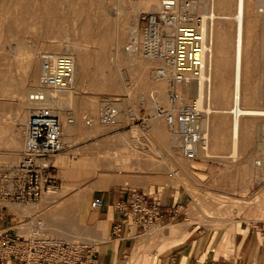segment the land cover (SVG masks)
I'll return each mask as SVG.
<instances>
[{
    "label": "rangeland",
    "instance_id": "1",
    "mask_svg": "<svg viewBox=\"0 0 264 264\" xmlns=\"http://www.w3.org/2000/svg\"><path fill=\"white\" fill-rule=\"evenodd\" d=\"M245 2L248 18L245 22L246 45L243 56L242 81L243 87L248 88V91L253 95L251 101L248 100L246 103L261 106L264 104V54L261 47L264 42V20L260 19L257 14L260 0H245ZM117 6H120L125 12L121 15L120 39L116 30L115 8ZM136 6V0H12L9 8L8 0H0V33L5 35L7 26L10 25V31L7 32L8 40L6 42L0 40V108H4V113H0V159L3 156L18 154L17 161L13 166L9 167V164L6 168L5 161L1 160L0 172L17 165L24 147L25 136H22L20 146L16 148L14 146L15 123L13 119L15 118L14 106L22 101L20 96L27 84L24 73L25 57H31V54L36 50L44 51L50 39L64 41L65 38H69L80 47L83 57L87 59L88 72L80 82L81 99L76 103L75 110L82 111L84 104L88 105L91 102L96 103L100 110L104 101H109V105H111L110 101L113 100L123 101L127 108L137 110V116H131L128 123L117 127L105 130V127L99 123L89 134L83 135V139L82 137L81 140L78 138L79 147L90 146L93 155L110 156L112 160H116V154H126L127 151L122 149V146L112 149L113 146L108 145L107 142L115 141L116 134L127 133L133 127L141 130L155 118L150 110L154 102L153 97L150 96L152 89L148 86L147 81L145 82V78L141 79L140 71L131 63L126 62L122 55L118 56L119 58H116L115 55L118 46L121 50L127 44L128 31L132 27L134 19L138 20L141 12L150 11L139 8L134 12L133 8ZM214 7L217 13L233 14L235 0H215ZM8 9L12 14L10 23L4 16ZM255 16L257 17L255 18ZM218 24L220 23L216 20L213 22L214 30L217 29ZM224 25L229 45L222 55L225 57V63L223 64V78L220 81L225 86L226 100L219 103L218 106L221 107L230 105L234 53V23L232 20H228L224 22ZM138 33L140 36L139 28ZM214 40L213 36V47ZM154 67L151 68L152 71ZM137 71L139 72L137 73ZM184 101H192L189 94L185 96ZM156 103L166 105L165 99L157 100ZM84 116L88 119L89 112L81 115V117ZM159 120L160 127L167 132L166 124L162 119ZM230 120L229 116L226 117V121L220 127V136L217 141L211 140L210 142L209 155H212V158L207 159L200 154L197 160L191 161L196 167L192 172H189V175L180 176L179 174L178 180L174 179L171 184L167 185L150 183L144 186L129 182L117 184L111 189L100 190L121 191L125 188H136L156 192L161 195L162 200L171 199L178 208L179 214L169 224L189 218L191 212L189 208H191L192 202L194 203L193 209L197 208L196 210L199 209L200 212L198 216L196 214L193 217L196 220L191 221L192 224L188 226L185 238L178 242L165 238V236H145L154 227L152 226L134 241L133 251L137 242L148 236L152 237L150 240L152 246L146 248L144 255L140 253L137 256L123 257L121 260L124 262L120 264H159L160 261L170 264L173 262L174 264H192L195 261L202 263L211 260L217 261L219 264H264L258 247L260 236L258 234V238L255 237L256 232L261 234L264 230V218H258L261 211L264 217V206L262 205L263 208L258 207L254 201H244L246 197L254 193H264V172H259L257 177L255 171L251 173L249 169L250 159L264 160V131L257 121L246 122L243 144L241 142L243 150L235 156H231ZM138 136L141 140L149 142L153 148L159 149L161 155L167 153L162 138L158 135L141 130ZM102 143L104 144L102 145ZM258 147H260V151H257ZM66 148L68 149V147ZM13 151L16 152L13 153ZM113 153H115V157L112 158ZM78 159V156L66 152L59 153L50 159V165L53 167L50 175L56 188L53 191L45 192L37 202L10 204L13 206H9V203L4 204L2 212H8L13 218L11 219L12 227L18 228L19 236L28 237L25 228L38 220L42 221V218L35 212L42 203V199L45 196H50L47 195L49 192L59 195L64 190L67 192L78 189L85 180L87 182L88 179L93 178L94 174H86L69 179L64 176V165L55 164L56 160H63L62 162H66L68 165ZM184 160L189 162L187 159ZM117 164L119 165V163ZM110 166V169L107 168V170H119L116 168L115 162H112ZM95 170H102V168L99 167L92 172ZM68 182L72 184H66ZM64 185L68 187L64 188ZM92 200L91 196L89 213L92 211L90 203ZM14 205L20 208L33 205L34 210L28 212L30 215L27 212L16 214L12 210ZM203 215L210 216L211 219L219 218L220 222L212 225L199 224L197 220L200 218L199 216L204 219ZM224 219L227 220L224 221ZM221 220L223 221L221 222ZM85 225L90 228L94 227L91 219H87ZM166 225H168L167 222L158 228L163 231L162 228ZM230 236L231 240H234L231 243ZM46 238L54 241L49 234ZM251 240L253 245L252 243L250 245ZM58 241L80 246L92 244H84L76 240ZM158 243L160 245H157ZM163 243L165 245L161 246Z\"/></svg>",
    "mask_w": 264,
    "mask_h": 264
},
{
    "label": "bare ground",
    "instance_id": "2",
    "mask_svg": "<svg viewBox=\"0 0 264 264\" xmlns=\"http://www.w3.org/2000/svg\"><path fill=\"white\" fill-rule=\"evenodd\" d=\"M8 1L10 8L12 0ZM195 1L196 5L194 11L202 16L208 15L210 19L206 24V48L208 51L206 72L200 83L191 82L189 84L180 85L177 87V92L184 100L185 96L189 94L192 98L191 102H193L201 112L200 126L203 141L201 143L202 148L200 153L203 157L207 159L212 158V155H209L210 142L211 140L213 142L217 141V138L220 136V127L228 116L231 119L229 126L231 139L230 151L231 156H235L243 150L241 142L244 140L246 122L257 121L258 125L264 131V104L260 106L246 103L248 100L251 101L253 95L248 91V88L245 89L243 87L242 81L243 56L246 45L245 22L248 18L246 15V2L245 0H235L234 13L229 14L215 12V0ZM136 2L137 6L133 8L134 12L139 8L158 11L161 5V0H136ZM123 13L125 12L120 6L115 8L116 30L119 39L122 31L121 15ZM257 14L260 16V19L264 20V0H260ZM4 16L9 23L12 22L10 9L6 11ZM256 17L257 16H255V18ZM215 20L220 23L216 30L213 28V22ZM228 20H232L234 23L232 94L230 105L221 107L218 106L219 103L226 100L225 86L220 80L223 78V64L225 63V57H222V55L229 45L227 36L224 32V22ZM9 31L10 25L7 26L5 35L2 34V32L0 33V40L2 39L6 42L9 38L7 34ZM128 32L129 37L127 39V44L121 50H119L118 46L115 55L116 58L122 55L126 62L136 67V69L140 71H137V73L139 72L141 74V79L145 78V82L147 81L148 86L152 89V92L150 91L152 95L150 94V96L153 97L154 104L150 107V110L153 112L155 118L149 121L148 125L141 130L151 132L162 138L167 150V153L164 155H161L159 149L153 148L149 142H145L139 138L138 135L141 133V130L137 127H133L127 133H118L115 136V141L112 140L111 142H107L108 145L110 144L113 146L112 149L122 146V149L127 151L126 154H116V157L115 153H113L111 156L112 158L115 157L116 160H112L110 156L103 157L93 155V152L90 151L92 150L90 146L86 148L79 147L78 138L81 140L83 135L86 133L89 134L99 123L105 127V130L111 127H117L124 123H128L129 120H131V116H137V110L127 108L124 102H120L119 100L110 101L111 105H109V101H104V103L101 104L100 110L98 109V105L94 102L88 105L84 104L82 111L78 112L75 110L76 103L81 99L79 94L80 82L87 76L88 64L86 57H83L80 47L69 38H65L64 41L50 39L45 48L46 51L39 52L36 50L31 54V57H25L24 73L27 84L24 92L20 96L22 101L16 103L14 106L15 118L13 122L15 123V130L13 133V143L15 148L22 144V136H25L28 116L39 109L47 108L51 113L59 116L62 122L61 142L63 144V150L60 153L66 152L67 154L79 157L78 161H72L68 165H66V162H62L63 160H56L55 164L64 165V176L69 179L77 178L80 175L94 174L92 179H88L89 181L87 180V182L85 180L83 185L78 189H72L67 192L64 190L62 194L59 195H53V193L49 192L47 195L50 196H45L40 206L36 208L37 210L35 213H39L43 221H41L43 234L46 236L49 234L56 242H60L58 240H76L77 242L89 244L108 241V233L104 223H97L93 228L86 227L87 224L85 225L89 214V201L95 190L111 189L117 184L129 182L135 185L142 184L144 186L150 183L167 185L171 184L174 179L178 180L179 174L180 176L189 175V172H192L196 167L190 160H188L189 162L184 160L185 158L181 154L180 142L177 134L154 110L157 100L165 99V102L167 101L168 80L165 79L161 82L156 81L154 70L152 71L151 68L159 65V62L143 58L138 54L137 45L140 36L138 33V20L136 18ZM213 36L215 39L214 47ZM261 47L264 54V42ZM47 52L67 53L72 56L74 60V86L71 90H55L42 85L40 81L42 67L41 55ZM39 96H41V100ZM110 106L116 109V114L112 119H105L104 113ZM87 111L89 112V118L86 119L87 117L85 116L81 117V115ZM0 113H4L3 107L0 108ZM70 119L71 122L69 121ZM159 119H162L166 124L168 128L167 132L160 127ZM83 121L84 124H82ZM164 134L166 135L165 137ZM103 144L104 143H102V145ZM66 147H68V149ZM257 151H260V147H258ZM15 152L16 151H13V153ZM17 155L18 154L15 153L10 156L7 155V157L3 156L0 161H5L6 168L9 164V167L13 166L17 161ZM112 162H115L116 168H119L118 171L109 170ZM117 163H119V165ZM99 167L100 169L102 168V170H95L92 172V170ZM107 168L109 169L107 170ZM249 169L251 173L255 171L258 177L259 172H264V160L259 161L250 159ZM66 184L71 185L72 183L69 184L68 182ZM65 186L66 185H64V188ZM67 187L68 186H66V188ZM245 200L254 201L258 207L260 206L263 208L264 193H254L246 197L244 201ZM193 204L192 202V206L194 207ZM8 205L13 206L10 204ZM192 206L189 208V211H191L189 218L175 224H168L162 228L164 229L163 231L160 230L161 228H158L162 226H154L150 229L148 235H155V237L165 236V238L174 240L175 242L183 240L186 236L188 226L192 224L191 221L196 220L193 219V217L196 214L198 216L200 213L199 209L197 211V208L193 209ZM12 210H14L13 212L16 214L22 212L28 213L33 211L34 207L32 205L26 208H20L14 205ZM28 214L30 215V213ZM203 216L204 219L199 216L200 218L197 220L199 224L212 225L220 222L219 218L211 219L210 216ZM258 216V218L263 219V212L261 211ZM225 220L227 219H224V221ZM222 221L223 220H221V222ZM36 228L38 227L35 222L33 225H29L25 228V233L29 232V230H35ZM150 236L143 239L144 245L141 247V255H144L143 253L146 248L152 246L150 242L152 237ZM122 239H124V237H122ZM258 239L261 240V236ZM229 241L230 243L234 241L233 239L231 240V236L229 237ZM148 242L150 243L148 244ZM118 243H121V241ZM157 245H160V243ZM164 245L165 243L161 246Z\"/></svg>",
    "mask_w": 264,
    "mask_h": 264
},
{
    "label": "built area",
    "instance_id": "3",
    "mask_svg": "<svg viewBox=\"0 0 264 264\" xmlns=\"http://www.w3.org/2000/svg\"><path fill=\"white\" fill-rule=\"evenodd\" d=\"M195 0H161L158 11L141 12L138 16L140 39L139 54L159 62L154 67L158 82L168 80L166 105L155 103L154 110L165 123L172 127L180 142L182 156L190 161L201 154L203 141L201 112L193 102H185L177 87L191 82L200 83L206 72L207 34L209 16L194 11ZM42 85L55 90H71L74 86V60L67 53L41 55ZM41 100V96H39ZM116 109L108 107L105 119H112ZM71 122V119L69 120ZM62 122L59 116L47 108L31 113L26 121L24 150L18 164L0 172V218L6 203L37 202L45 192L53 191L56 185L50 175V159L63 150L61 142ZM122 197L115 202V210L121 220L114 233H121L131 223L135 235L145 233L159 225L165 213L173 206L161 204L155 192L125 188ZM102 207V202L93 199L92 209ZM28 237L4 236L0 239V263L9 264H87L92 247L73 243L56 242L46 238L41 221ZM208 264H219L210 261Z\"/></svg>",
    "mask_w": 264,
    "mask_h": 264
},
{
    "label": "crops",
    "instance_id": "4",
    "mask_svg": "<svg viewBox=\"0 0 264 264\" xmlns=\"http://www.w3.org/2000/svg\"><path fill=\"white\" fill-rule=\"evenodd\" d=\"M156 193V192H155ZM158 198L160 199L161 204L164 206V209L169 206H173L174 210L170 213H165L162 222L159 225H163L166 222L169 224L174 219L177 218L179 211L176 207L174 201L166 198L165 200L161 199V195L156 193ZM122 197L121 191H100L96 190L92 193V198L100 200L102 202V207L99 209H92V211L88 215V219H91L94 226L97 223H104L108 233V241L100 242V243H92L89 244L88 247H92L90 252V256L87 264H120L124 261L121 259L131 256H137L142 251L141 247L143 244V239L141 238L135 247L134 241L143 233L137 234L135 237V229L131 223L126 224L123 227L121 233H114V227L118 225V222L121 220L120 214L115 210L114 204ZM39 216V213H37ZM13 219L8 212H2V218H0V239L4 236L14 238L16 236L19 237L18 228L12 227ZM11 220V222H10ZM261 236L260 242H258V247L260 251V256L262 261L264 262V230L261 232L255 233V237L257 235ZM148 235V234H147ZM124 236V239L122 237ZM146 236V235H145ZM121 241V243H118ZM150 242H148L149 244ZM252 240L250 241V245ZM119 244V245H118ZM253 245V243H252ZM133 251V253H132ZM212 261V260H211ZM163 261H160L161 264ZM210 261L199 263L198 261L193 262L192 264H208ZM3 264V263H0ZM9 264H16L15 262H10ZM162 264H170L163 262ZM174 264V262L172 263Z\"/></svg>",
    "mask_w": 264,
    "mask_h": 264
}]
</instances>
